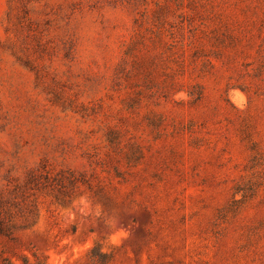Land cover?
<instances>
[{
    "label": "rangeland",
    "instance_id": "rangeland-1",
    "mask_svg": "<svg viewBox=\"0 0 264 264\" xmlns=\"http://www.w3.org/2000/svg\"><path fill=\"white\" fill-rule=\"evenodd\" d=\"M0 264H264V0H0Z\"/></svg>",
    "mask_w": 264,
    "mask_h": 264
},
{
    "label": "trees",
    "instance_id": "trees-1",
    "mask_svg": "<svg viewBox=\"0 0 264 264\" xmlns=\"http://www.w3.org/2000/svg\"><path fill=\"white\" fill-rule=\"evenodd\" d=\"M102 256L105 255V254H101ZM104 257V256H103Z\"/></svg>",
    "mask_w": 264,
    "mask_h": 264
}]
</instances>
